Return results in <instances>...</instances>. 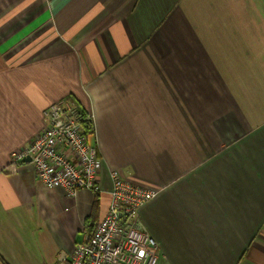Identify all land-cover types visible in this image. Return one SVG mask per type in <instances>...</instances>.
<instances>
[{"label":"crops","instance_id":"obj_1","mask_svg":"<svg viewBox=\"0 0 264 264\" xmlns=\"http://www.w3.org/2000/svg\"><path fill=\"white\" fill-rule=\"evenodd\" d=\"M64 98L92 120L100 193L2 173ZM113 170L157 192V264H264V0H0V264L71 252Z\"/></svg>","mask_w":264,"mask_h":264},{"label":"built area","instance_id":"obj_2","mask_svg":"<svg viewBox=\"0 0 264 264\" xmlns=\"http://www.w3.org/2000/svg\"><path fill=\"white\" fill-rule=\"evenodd\" d=\"M44 128L25 148L14 152L4 173L19 172L28 163L35 178L49 190L63 189L74 196L81 189L100 193L102 160L96 145L84 133L90 119L77 102L58 100L43 111ZM30 157V162L25 158ZM106 214L92 233L72 252H63L56 264H157L160 247L140 224V208L157 192L138 186L116 170Z\"/></svg>","mask_w":264,"mask_h":264},{"label":"trees","instance_id":"obj_3","mask_svg":"<svg viewBox=\"0 0 264 264\" xmlns=\"http://www.w3.org/2000/svg\"><path fill=\"white\" fill-rule=\"evenodd\" d=\"M83 131H84V133H85L86 135H88V136H91V135L94 134V126H93V123H92V120H91V119L87 120V121L83 124ZM98 209H99L98 201H96V204H95V206H94V208H93V214H94V215L92 214L93 216H97V214H98ZM93 230H94V229L91 228L89 222L87 221L86 224H85V231H86V232H89V234H90V233L93 232Z\"/></svg>","mask_w":264,"mask_h":264},{"label":"rangeland","instance_id":"obj_4","mask_svg":"<svg viewBox=\"0 0 264 264\" xmlns=\"http://www.w3.org/2000/svg\"><path fill=\"white\" fill-rule=\"evenodd\" d=\"M67 99H68V98H64V100H67ZM69 100H70V99H69ZM71 101H73V100H71ZM44 126H45V125H44V122H43V127H44ZM23 150H25V149H23ZM18 151H22V150L13 151L12 154H13L14 152H18ZM12 154H11V156H12ZM10 161H11V157H10ZM10 161L6 164V166L10 163ZM6 166H4V168H3V170H2V173H3V174H5V173H4V169H5ZM34 176H35V172H34ZM84 230H85V229H84ZM87 235H89V233H87V232L85 231V234H84L83 240L85 239V237H86ZM83 240H82V241H83ZM82 241H80V242H82ZM80 242L76 243L75 245L79 244ZM32 250L35 251V247H33ZM72 251H73V250H72ZM72 251H71V252H72ZM63 252H66V251L61 250V251L58 252V254L56 255V259H55V260H56V263H57L58 260H59V256H60V254L63 253ZM56 263H55V264H56Z\"/></svg>","mask_w":264,"mask_h":264},{"label":"water","instance_id":"obj_5","mask_svg":"<svg viewBox=\"0 0 264 264\" xmlns=\"http://www.w3.org/2000/svg\"><path fill=\"white\" fill-rule=\"evenodd\" d=\"M31 161V158L30 157H26L25 158V162H30Z\"/></svg>","mask_w":264,"mask_h":264}]
</instances>
